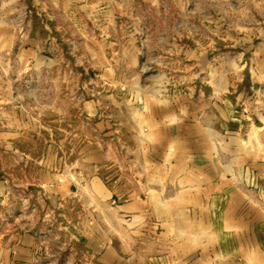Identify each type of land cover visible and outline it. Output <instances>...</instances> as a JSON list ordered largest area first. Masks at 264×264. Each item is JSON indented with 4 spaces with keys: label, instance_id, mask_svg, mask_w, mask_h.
<instances>
[{
    "label": "rangeland",
    "instance_id": "obj_1",
    "mask_svg": "<svg viewBox=\"0 0 264 264\" xmlns=\"http://www.w3.org/2000/svg\"><path fill=\"white\" fill-rule=\"evenodd\" d=\"M27 40L48 64L25 54ZM259 53L264 0H0V264L26 233L36 241L22 264H103L105 237L128 235L112 209L127 196L110 192L142 171L132 114H157L164 100L238 102L236 133L264 173V87L250 88L264 74ZM90 103L103 115L85 116ZM88 141L113 160L84 162ZM253 175L250 196L264 208V174ZM257 234L264 246V222Z\"/></svg>",
    "mask_w": 264,
    "mask_h": 264
},
{
    "label": "crops",
    "instance_id": "obj_2",
    "mask_svg": "<svg viewBox=\"0 0 264 264\" xmlns=\"http://www.w3.org/2000/svg\"><path fill=\"white\" fill-rule=\"evenodd\" d=\"M26 44L30 45L25 54L30 52L37 65L49 63L39 53L38 43L27 40ZM262 56L259 53L255 61L263 70ZM255 77L258 80L250 88L264 87V74ZM214 95L194 100L180 97L174 104L164 100L157 114L153 109L132 114L141 154L131 162L134 170L139 164L142 171L132 174L130 186L110 192L127 196L112 209L116 227H126L128 235L117 230L114 240L105 237L106 244L99 245L98 251L103 264H264V246L257 234L264 208L252 200L248 188L253 174L264 173L253 171L257 159L251 141L236 133L245 127L238 102ZM259 98H264V92ZM88 107L85 116L103 115L91 103ZM262 110L258 115L264 114ZM99 131L108 136L109 122L101 121ZM83 147L84 162L113 160L108 151L93 153L90 141ZM35 241L33 235L24 234L9 264L26 262ZM134 242L144 243L147 249Z\"/></svg>",
    "mask_w": 264,
    "mask_h": 264
}]
</instances>
